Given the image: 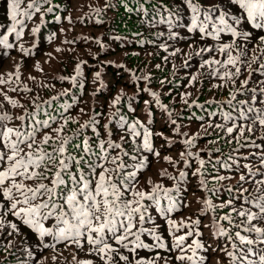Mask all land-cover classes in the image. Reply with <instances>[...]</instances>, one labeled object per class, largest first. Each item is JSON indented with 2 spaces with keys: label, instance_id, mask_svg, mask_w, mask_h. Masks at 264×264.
Returning <instances> with one entry per match:
<instances>
[{
  "label": "trees",
  "instance_id": "1",
  "mask_svg": "<svg viewBox=\"0 0 264 264\" xmlns=\"http://www.w3.org/2000/svg\"><path fill=\"white\" fill-rule=\"evenodd\" d=\"M30 2L31 0H23L18 15L22 24L17 25V30H22L23 36L16 39L15 33L9 35V43L14 45L12 48L0 44V115L7 113L11 117L0 123L24 133L32 131L34 126L36 143L33 148L40 146L48 151L64 138L71 137L65 155L70 153L75 157L83 153L73 145L82 144L85 139L99 153V140L109 139L111 130V139L121 143L122 150L108 149V152L110 156H121L128 166L125 171L136 170L131 166L147 156L146 167L137 172L138 189L150 191L152 184L157 183L170 188L179 186V190L174 189L172 193L179 203L169 218L178 224L181 221H200L193 227L194 234L186 240V245L192 244L195 239L203 242L204 248L199 249L198 254L206 257L204 264H232L224 249L236 251L239 255L232 247L233 242L242 247L234 233L237 230L242 234L246 233L243 228L237 229L222 221V225L232 233L233 240L214 236V219L230 213L231 208H217L215 212L209 210L205 213L202 212L204 205L201 201L207 198L213 204L220 205L235 196L238 198L233 203L240 208L243 196L258 195L256 189L260 185L251 181L242 184L243 188L248 189L243 196L227 190L228 186L237 187L241 174L248 175V169L244 167L246 164L251 165L253 171L259 169L254 180H264V176L259 174L264 172V166L260 164V154L264 153V126L257 122L252 125L251 132L245 129L243 136L238 131L228 134L226 128L232 126L234 121L224 118V113L239 117L241 108L264 109V96L259 92L264 87V83H261L264 81V69L260 68L264 65V41L259 39L264 36V30L254 29L253 25L244 21L234 24L239 31L252 32L247 41L228 32L221 33V39L216 40L198 30L190 31L191 12L182 0H82L76 5L73 0H50L48 4L38 0L40 11L28 9L32 15L26 16L23 13ZM210 3L219 4L221 8L227 6V0H210ZM49 7L53 11H47ZM129 8L133 11L129 12ZM97 9L100 11L97 12ZM169 9L178 13L171 28L167 23H160L157 15L162 13L167 16ZM227 11L235 15L233 8L227 7ZM9 12L8 0H0V36L7 34V29L14 23ZM35 28H39V31L33 32ZM77 28L81 30L77 31ZM173 32L178 35L173 37ZM222 43L232 44L231 51L234 55L239 47H245L247 52L246 59L250 67L238 64L241 72L232 79H221L212 75V69L208 66L201 67L204 60L215 58L223 61L226 58L219 51ZM205 48H211L212 51H200ZM176 49L180 51L176 52ZM77 65L80 66L79 73ZM228 67L235 70L233 66ZM224 70L221 68V71ZM96 73H100V76L97 77ZM193 76H196L195 81L191 80ZM246 79L249 83L245 86L243 81ZM252 88H257L258 91L254 94L251 92ZM152 92H157L160 102L168 105L172 111L171 118L156 104ZM186 93L190 95H185ZM117 96H121V100L114 105L113 101ZM229 100L232 101L231 104ZM12 101L16 103L13 104ZM146 101L149 103L146 104ZM253 115L254 113H248L249 117ZM21 116L24 120L19 119ZM52 117L55 119H51ZM68 117L71 119L64 124ZM121 117L126 121L123 128L120 126ZM137 119L154 133L152 142L154 149L159 151V156L143 150L136 152V144L142 142V137H137L134 143L127 124ZM173 119L176 124L170 122ZM43 120L49 121L48 127L38 123ZM93 120L94 124L81 128L86 121ZM235 123L249 125L251 119H236ZM217 124H222L225 128H217ZM62 125L63 131L57 133L55 129ZM177 125L179 132L175 131ZM181 133H187V136ZM45 134L58 139L55 143L50 141L48 145H44L41 141ZM121 137H124L123 141ZM190 137L196 139L194 146L188 149L182 141ZM27 150L25 147V151ZM188 150L199 153L205 161H211L204 166L207 169L205 178L209 181L208 188L216 187L218 191L205 190L200 184L201 177L193 175L199 167L198 159L189 158L190 167L185 166L180 153ZM123 152H128V155H123ZM133 155L137 156V161H133ZM166 156L172 157L177 163L165 160ZM229 157L232 159L229 160ZM86 159L93 157L86 156ZM217 159L231 163V169L216 164ZM157 161L163 166L160 171H154L153 168ZM48 167L55 170L52 164H48ZM81 167L85 172L88 171L83 163ZM105 167L112 168L115 165L105 162ZM165 169L168 175L161 174ZM72 170L76 171L75 165ZM182 170L188 173L183 181L171 178L179 177ZM99 171L102 169L98 168L97 173ZM217 173L231 179L218 183L212 181L211 177ZM45 174L49 178L52 176L51 172ZM149 179L152 184L148 183ZM39 182L49 181H26L32 185ZM0 201H3V197H0ZM166 204L167 201L162 200V205ZM244 206L256 211L254 205ZM148 213L152 220L143 225L138 224V227L156 228L167 248L137 249L136 252H130L129 249L114 245L119 247L120 253L129 257V261H122L119 255L114 254L113 264H135L140 258L155 259L156 264H189L176 259L181 253L173 247L174 236L159 210L152 206ZM231 214L235 223L239 224L240 218L235 213ZM5 218L6 221L17 223L20 231L17 233L7 227L0 229V245H3L0 247V264H77L81 260L103 264L98 256L89 252L91 246L86 242L83 248H79L67 242L56 243L52 237H45L41 241L19 218L10 213H6ZM45 223L46 226H52L55 220ZM257 226L264 227V221ZM197 230L202 235L197 236ZM188 231V227H183L175 235H183ZM9 232L12 234L8 235ZM248 236L250 239L257 238L256 233ZM141 239L148 244L154 243L153 237L147 234L142 235ZM45 243L55 244V247L45 248ZM251 247L260 253L264 249V243ZM187 254L191 255V251ZM246 254L250 261L259 260L258 255ZM237 264L240 262L237 261Z\"/></svg>",
  "mask_w": 264,
  "mask_h": 264
},
{
  "label": "snow or ice",
  "instance_id": "2",
  "mask_svg": "<svg viewBox=\"0 0 264 264\" xmlns=\"http://www.w3.org/2000/svg\"><path fill=\"white\" fill-rule=\"evenodd\" d=\"M22 2L23 0H8L9 15L14 23L7 29V34L0 36V44L6 48L14 46L9 43V35L15 33L16 39H20L23 36V31L17 30V25L22 24V21L18 19ZM49 2L50 0H43L44 4ZM182 2L191 12L189 30H198L201 34L213 37L216 40H220L221 33L225 32L231 33L234 37H243L245 41L250 39L252 32L239 31L234 27V24H240L241 21L250 23L254 29L264 30V0H227V6L224 8H221L219 4L210 3V0H200V2H197V0H182ZM205 4L208 6L205 7ZM227 7L233 8L235 15L230 14L227 11ZM28 9L40 11L38 0H31L27 5V9L23 13L26 16L32 15ZM47 11L51 12L53 9L49 7ZM96 11L99 12L100 10L97 9ZM128 11L131 12L133 9L129 8ZM157 15L159 16V22L167 23L170 28L173 27L174 17L178 18V13L172 12L171 9L168 10L167 16L162 13H157ZM230 20L232 21L231 23ZM209 25H211V30H209ZM32 31H39V28H35ZM171 35L175 37L178 33L173 32ZM259 39L264 41V36L259 37ZM232 48L233 45L230 43L220 44L219 51L225 54L226 58L223 61L215 58L204 60L201 67L208 66L212 69L211 74L221 79H232L234 76H238L241 68L237 65L242 64L250 67V63L246 59L247 52L245 47H239L235 55L231 51ZM179 51L180 49H176V52ZM200 51H212V49L205 48ZM172 54L174 55L175 52ZM255 59H259V57H255ZM214 65H220V67H213ZM228 66H233L235 70H230ZM79 67L77 65L78 73ZM221 68L225 70L221 71ZM260 68L264 69V65H261ZM96 76L99 77L100 73H96ZM61 79L69 78L61 77ZM71 79L75 80V77ZM191 80L195 81L196 76L191 77ZM248 83L249 80L247 79L243 81L245 86ZM261 83H264V81ZM257 91V88L251 89L254 94ZM259 92L264 96V87H261ZM151 95L155 98L156 104L164 109L168 117L171 118L172 111L168 108V105L160 102L159 94L152 92ZM185 95L190 94L186 93ZM232 99L234 100L235 96ZM120 100L121 96H117L113 104H119ZM184 102L187 103V100ZM12 103L15 104L16 102L12 101ZM145 103L148 104L149 102L146 101ZM229 103L231 104L232 101L229 100ZM248 113H254V115L249 117ZM224 118L234 121L232 126L226 128L228 134L238 131L243 136L245 129L251 132L253 130L252 125L257 122L259 125L264 126V109L241 108L239 109V117L224 113ZM10 119L11 117L7 113L0 115V122ZM19 119L24 120V117L21 116ZM51 119L54 120L55 117ZM70 119L71 117L65 119L64 124H67ZM236 119H251V124H237L235 123ZM120 120V126L123 128L126 121H124L123 117ZM170 122L176 124L174 119ZM38 123L45 127L49 126L48 120L39 121ZM94 123V120L86 121L84 125H81V128L89 127ZM127 127L134 143L137 137H142V142L136 144V152L143 150L156 156L160 155L159 151L155 150L153 146L152 137L154 133L147 125L137 119L127 124ZM216 127L225 128L222 124H217ZM55 131L61 133L63 125L55 129ZM175 131H180L179 125H177ZM35 134L36 128L34 126L32 131L24 133L17 128L8 127L6 124L0 123V197H3V201H0V229L7 227L19 233L20 229L17 223L6 221L5 214L10 213L12 216L19 218L22 224L32 229L41 241L45 237H52L56 243L67 242L68 244H75L79 248H83L86 242L91 246L89 252L98 256L103 261V264H113L114 254L119 255L120 260L128 262L129 257L120 253L119 247L114 245L129 249L130 252H136L137 249L167 248L156 228L138 227V224L143 225L146 221L152 220L148 209L155 206L159 210L160 215L166 219L169 230L174 236L173 247L181 253L176 259L181 262L187 261L189 264H204L206 257L198 254V250L204 248L203 242L195 239L192 244L186 245V240L194 234L193 227L200 223L199 219L191 223L181 221L178 224L177 221L169 218L170 213L177 208L179 203L172 195L174 189L179 190V186L174 185L170 188L158 183L152 184L149 179L148 183L152 184L150 191L140 190L136 187L138 183L137 172L146 167L147 156L142 157L138 163H134L131 167L136 170L129 172L125 171L128 166L124 164L120 155L110 156L108 152V149L122 150L121 143L111 139V130H109V139L99 140V153L93 150L88 139H85L82 144L73 145L75 149L82 151L83 154L79 157L72 156L70 153L65 155L68 151L66 146L70 143L71 137L64 138L51 151H48L40 146L33 148L36 143ZM181 135L187 136V133H181ZM56 139L58 137L53 138L51 135L45 134L41 143L48 145L50 141L55 143ZM123 139L124 137H121L122 141ZM195 139L196 137H190L182 142L188 149H191L194 146ZM170 143H175V141H170ZM241 146L243 147L244 145ZM25 147L28 149L27 151H25ZM216 151H219V149H216ZM123 155L127 156L128 152H123ZM86 156L93 157V159H86ZM180 156L185 160L186 167H190L189 158L198 159L199 167L195 169L193 175L201 177V187L210 192L219 190L216 187L208 188L209 181L205 178L207 169L204 166L206 163H211V161H205L200 157L199 153H193L190 150L181 152ZM132 159L137 161V156L133 155ZM164 159L171 163H177L172 160V157L166 156ZM230 159L232 158L229 157ZM105 162H110L115 167H105ZM82 163L87 167V172L81 167ZM215 163L226 169H231L232 167L231 163L220 159H217ZM48 164H52L55 170L53 171L52 168H49ZM260 164L264 166V153L260 154ZM73 165L76 166V171L72 170ZM244 167L248 169V175L241 174L237 187L228 186L227 190L229 193L236 192L243 196V193L248 192V189L243 188L242 184L251 181L260 185L256 189L258 195L243 196V203L240 208L235 207L233 203V200L238 198L235 196L228 199L225 204L220 205H215L210 199L205 198L201 201L204 205L202 212L206 213L209 210L215 212L217 208L230 207V213H225L214 219V236L227 237L229 240H233L232 233L222 225V221L228 222L237 229L243 228L246 234H242L239 230L234 233L235 238L238 239L242 247L235 242L232 244L233 249H236L239 255H237L236 251L229 252L226 249L224 251L231 258L232 264H237V261L240 264H264V249L257 253L251 247L254 244L264 243V227L257 226L258 223L264 221V180H254L259 169L253 171L251 165L247 164ZM98 168L102 169L99 173H97ZM46 172L52 173L51 178L45 174ZM161 174L168 175L167 170H162ZM259 174L264 176V172ZM187 175L188 173L182 170L179 173V177L171 178L183 181ZM211 179L218 183L231 179V177L217 173ZM37 180H48L49 182H39L34 185L26 183V181ZM162 200H166L167 204L162 205ZM245 204L254 205L256 211H253L251 207H245ZM231 213H235L240 218L239 224L235 223ZM52 219L55 220V223L52 226H46L45 222ZM183 227H188L189 231L183 235L176 236L175 232ZM251 233H256L257 238L250 239L248 234ZM11 234V232L8 233V235ZM144 234L152 236L154 243H145L141 239ZM196 235L199 236L202 233L197 230ZM129 245H132V247L129 248ZM0 247H3V245H0ZM43 247H55V244L45 243ZM168 250L170 251L171 249ZM189 250L191 255L187 254ZM246 253L258 255L259 260H248ZM29 255H31L30 252ZM77 264H93V261L81 260L77 261ZM135 264H156V260L140 258L135 261Z\"/></svg>",
  "mask_w": 264,
  "mask_h": 264
},
{
  "label": "rangeland",
  "instance_id": "3",
  "mask_svg": "<svg viewBox=\"0 0 264 264\" xmlns=\"http://www.w3.org/2000/svg\"><path fill=\"white\" fill-rule=\"evenodd\" d=\"M80 1H82V0H73V4H77L78 2H80ZM81 30V28H77V31H80ZM9 63L11 64L12 63V59L9 61ZM153 168L155 169L154 171H157V169H158V171H160V169L161 168H163V166L161 165V162H159V161H157V162H155V164L153 165ZM152 173V172H151Z\"/></svg>",
  "mask_w": 264,
  "mask_h": 264
}]
</instances>
